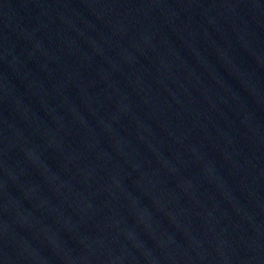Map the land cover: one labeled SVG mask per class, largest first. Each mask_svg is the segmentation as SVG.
I'll use <instances>...</instances> for the list:
<instances>
[{"label":"water","instance_id":"obj_1","mask_svg":"<svg viewBox=\"0 0 264 264\" xmlns=\"http://www.w3.org/2000/svg\"><path fill=\"white\" fill-rule=\"evenodd\" d=\"M0 264H264V0H0Z\"/></svg>","mask_w":264,"mask_h":264}]
</instances>
